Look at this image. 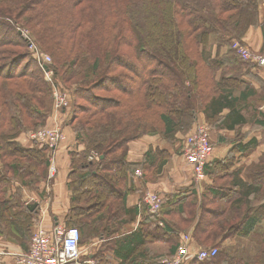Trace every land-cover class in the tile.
I'll return each mask as SVG.
<instances>
[{"label":"trees","instance_id":"1","mask_svg":"<svg viewBox=\"0 0 264 264\" xmlns=\"http://www.w3.org/2000/svg\"><path fill=\"white\" fill-rule=\"evenodd\" d=\"M263 3L0 0V238L5 249L11 244L12 252H28L36 232L37 212L30 210L25 194L9 190L10 181L34 193L41 191L49 180L52 157L48 145L30 137L48 126L54 100L45 70L28 49L29 40L17 30L22 24L53 56L56 86L72 97L63 121L64 129L74 132L66 143L71 197L64 225L79 229L81 253L93 242L104 241L98 252H92L96 264H113L116 257L118 264H162L167 257L151 252L146 244L168 243V258H173L181 245L177 239L192 232L200 246L221 252L209 262L264 264V152L254 162L242 163V157L264 147V121L252 124L248 133L262 129L261 138L244 144L242 130H236L247 123L242 110L250 91L242 72L254 64L232 49L235 41L244 45L251 29L259 25ZM212 37L220 46H213ZM69 40L72 46L66 45ZM120 81L128 82V87L120 86ZM225 110L229 114L223 115ZM200 114L209 124L218 120L219 129L237 131L234 140L221 143H235L230 153L206 165L212 187H205L200 199L174 203L176 196L166 198L161 212L143 223L145 232L141 228L130 237L114 239L125 223L121 214L126 213L129 181L137 172L152 179L180 156V151L173 155L161 145L171 147L191 134ZM147 137L159 139V148L151 147L140 162L130 161V145ZM210 143L214 154L215 145ZM92 152L99 155L91 161ZM238 164H244L243 170L231 173L228 186L220 185L219 180L227 179ZM243 171L246 177L241 176ZM237 238L262 243L252 260L237 261L231 252L222 253L223 245ZM9 260L6 264H11Z\"/></svg>","mask_w":264,"mask_h":264},{"label":"crops","instance_id":"2","mask_svg":"<svg viewBox=\"0 0 264 264\" xmlns=\"http://www.w3.org/2000/svg\"><path fill=\"white\" fill-rule=\"evenodd\" d=\"M260 10L262 13L261 22L259 23V25L251 29L250 33L244 41L246 45H244L249 49L251 48L250 50L264 53V6H261ZM242 73H245V76L243 77V81H245L244 87H248L246 88V90L250 91L249 96L247 97V102H245L247 103V107L246 109L242 110V115L246 118L247 123L241 128L238 127L236 130H242V134L245 138L244 144H246L248 141H250L251 138H261L262 134V129L254 130V132L251 134L248 133H250L252 127L254 126L252 124L264 121V68H259L252 65L249 69L244 70ZM227 114H229V111L225 110L223 115ZM206 121L207 120L205 116L203 114H200L197 124L200 125L201 123H204L210 129V140L213 145H215L212 160L217 158L223 159L230 153V150L232 149V147H234L235 143H221L224 140H234L236 138L237 131L219 129L217 127L218 120L216 119H212L211 124L207 123ZM64 130L67 136L66 141H72V139L74 138V132L71 130V128H66ZM247 136L249 137L246 138ZM67 142H65L56 151V176L52 178L50 182L48 181L47 184L43 185L41 187V191L35 193L36 198L33 199L34 204H37V209L35 210V212H37V215L35 217V230H37V227L42 222L46 226V229L50 231L53 225L62 223L64 225L67 220L71 197L67 186L69 182L68 174L70 167L69 147L68 144H66ZM159 142L160 140L157 138L147 137L145 139L132 143L129 148L128 159L133 162L142 161L144 154L151 147H154L156 149L159 148ZM161 146H163L161 150L169 152L170 145L164 143ZM263 152L264 147L258 148L257 151L249 158L245 159L244 157H242V163H244L245 161L254 162L260 157ZM136 176L137 177L133 180H130L128 184V194H126L127 198L125 203L126 213L121 214V218L125 220V223L120 234H117L116 237H114V239L118 241L137 234L141 228L142 231L145 232L146 227L143 228V223L152 214L149 208L147 206H143L144 204L142 203L143 198L147 193L150 192L159 194L162 197L163 201L166 198H173L174 196H176L177 198L175 197L176 200L174 201V203H179L182 202L181 200L183 199L190 200V198H193L194 196H196L197 199H200L202 196L201 194L205 192V187L207 188L210 185L212 187V181H207V179L200 182L196 181V179L194 178L195 176L193 168L188 165L184 156H175L173 160H171V162H169L162 169L161 173L152 176V179L145 180L141 172H137ZM217 190L219 191V189ZM192 192H194V195H192ZM209 210L210 212H212L214 211V208ZM186 235L190 236L189 245L192 254H195L202 248H205L204 246H200L196 242V239L194 238L192 232H189ZM182 238L183 236H180L177 239V242H180L181 244L183 241ZM238 240L240 239L237 238L235 240H230L227 243L225 242L226 244L223 245V248H225V245H236V242ZM243 240L248 239H241V241ZM5 245L6 244H2L1 246H3V248H6L7 246ZM103 245L104 241H99L93 242V244H91L89 247L84 248V250L82 251L81 264H96L93 258V255L95 253L93 254L92 252H98L101 247H103ZM173 245L174 244H172L171 246ZM115 246L117 249H120L118 243ZM145 248H149L151 252H161L167 258L168 254L170 253V245L160 240H158L156 243L149 241L146 244ZM17 250L22 251L19 248H17ZM110 250L113 251V248ZM176 253L177 252H175V255ZM88 255L90 256L89 259H87ZM119 261L120 258L116 257V259H113V264H118ZM212 261H198L193 256H190L184 264H214L216 262V260H214V262Z\"/></svg>","mask_w":264,"mask_h":264},{"label":"built area","instance_id":"3","mask_svg":"<svg viewBox=\"0 0 264 264\" xmlns=\"http://www.w3.org/2000/svg\"><path fill=\"white\" fill-rule=\"evenodd\" d=\"M264 2V0H263ZM264 4V3H263ZM24 38L29 40L30 35L22 34ZM30 49H34L33 43L29 45ZM232 49L246 62L252 63L259 68H264V54H259L251 51L247 46L235 41L232 44ZM37 60L41 68L42 61L47 63L50 59L39 52ZM49 72V71H48ZM46 74V71H45ZM54 72L50 70L46 74V78L53 84ZM54 99L56 101V109H63L66 100V94L61 95L58 89L54 86ZM196 133L192 135L189 144L183 151V156L188 165L193 168L194 176L197 182L205 180L206 165L211 161L213 156V148L210 143L209 129L204 125H198ZM31 137L41 143H45L52 150L51 168L49 171L50 179L54 178L57 173L55 161L58 144L64 140L60 129L54 131L41 130L36 132ZM97 156V155H96ZM95 156V157H96ZM90 158V160H94ZM143 204L146 205L153 215H158L161 212L163 199L159 194L147 193L144 196ZM162 225V223H160ZM81 234L78 228H66L62 224L52 226L48 231L42 222L37 227L35 234L32 237L30 249L28 252H17L8 254L16 260L17 264H81L82 253L80 251ZM190 236L186 235L179 246L176 255L173 258H166L162 264H184L185 261L193 256L198 261H207L215 259L218 254V248H202L195 254L190 251L189 245Z\"/></svg>","mask_w":264,"mask_h":264},{"label":"rangeland","instance_id":"4","mask_svg":"<svg viewBox=\"0 0 264 264\" xmlns=\"http://www.w3.org/2000/svg\"><path fill=\"white\" fill-rule=\"evenodd\" d=\"M69 16H70V14H69ZM64 26H66V23H64L63 24ZM17 26V30L21 33V35L23 34V33H25V34H27V35H30V44L31 43H33L34 44V46H35V48L34 49H30V47L28 48L29 50H30V52L33 54V57L36 59V61H37V63L39 64V62H38V60H37V57H36V55L38 56V53L37 52H39L40 54H43V55H45V56H47V58H49L50 59V62H47V63H45V62H43L42 61V66L44 67L43 69L46 71V74L47 73H49L50 72V70L51 71H53V68H52V65H53V63H54V61H55V59L53 58V56L49 53V52H47V51H45V50H43L41 47H40V45L36 42V40L33 38V34H32V31L30 30V29H28V28H26V27H23V25L22 24H17L16 25ZM26 39V38H25ZM72 39V38H71ZM219 42H220V40L217 38V37H212V39H211V43L213 44V46H215V45H219L220 46V44H219ZM74 43H73V41L72 40H69V41H67V43H66V45H68V46H72ZM209 48H210V46H209ZM211 49V48H210ZM251 51H253V50H251ZM254 52V51H253ZM256 53V52H255ZM262 54H264V53H262ZM49 71V72H48ZM54 72V71H53ZM46 74L44 75L45 76V80L48 82V84L51 86V89H52V95H53V103H54V106H53V114H52V116H51V118H50V120H49V123H48V126L47 127H41V128H39V129H37L35 132H33L32 134L34 135L36 132H39V131H41V130H48V131H54V130H57V128H59L60 129V132H61V135L64 137V140L63 141H61L59 144H58V146H57V150L65 143V142H67L66 140H67V136H66V133H65V130H64V127H63V121H64V119H65V116H64V114H65V111L66 110H68L69 108H70V106H71V100H72V97H71V95L69 94V93H64V92H61L60 90H59V88L56 86V83H55V79H54V77H53V79H52V81H53V84H54V86L58 89V91L60 92V94L61 95H63V94H66V100H65V104H64V106H63V109H61V110H59V109H56V101H55V99H54V88H53V84L52 83H50L49 82V80L46 78ZM120 86H122L123 88L124 87H128V82H126V81H120ZM81 106H82V108H85L86 107V103H83V102H81ZM207 122V121H206ZM200 125H204V126H206V127H208L207 125H205L204 123H201ZM72 129V128H71ZM197 129H198V127H196L195 129H194V131L190 134V133H188L187 135H185V137H181L180 139H178L177 141L179 142V143H177V144H175V145H173V146H171L170 148H169V150L170 151H173V155L175 154V153H177L178 151H180V156H182L181 155V150L184 148V147H186L188 144H189V140H190V138L192 137V135L194 134V133H196V131H197ZM208 129H209V127H208ZM209 131H210V129H209ZM31 134V135H32ZM209 136H210V133H209ZM211 141V140H210ZM41 143V142H40ZM42 144H44V145H46L45 143H42ZM185 144H186V146H185ZM175 152V153H174ZM97 155V156H96ZM98 153L97 152H92L91 153V156H90V158H94L95 156V159L98 157ZM178 156V155H177ZM51 159H53L52 157H51ZM51 159H50V162L52 163V161H51ZM56 160V159H55ZM90 160V159H89ZM92 161V160H91ZM187 162V161H186ZM50 168H51V166H50ZM239 168H240V170L242 169L243 170V168H244V166L243 165H237V167L235 168V169H233V170H231L228 174H229V176L228 175H226V176H228V178L227 179H222V180H219V184L220 185H222V186H228V184L231 182V177L232 176H230L231 175V173L232 172H235L236 170H239ZM49 171H50V169H49ZM48 175H49V172H48ZM241 176H244V177H246L245 176V172L243 171L242 172V175ZM248 176H250L251 177V175H249L248 174ZM50 177H48V179H49ZM195 178V177H194ZM253 178V177H252ZM50 180H52V179H49L48 181L50 182ZM205 180H206V177H205ZM253 180H255V179H253ZM207 181H208V179H207ZM19 182H16V180H12V181H10V185H9V190H11L13 193H16L15 191H19L20 193L22 192V194H25V196H26V200L27 201H29V204H32V203H34V198H36V196H35V193L34 192H32L31 190L32 189H30V190H27V189H25V188H20V185L18 184ZM227 189V188H226ZM88 193V192H87ZM28 194V195H27ZM62 225H63V223H62ZM74 224L73 223H71L70 225H68V226H73ZM263 228H264V224H263ZM34 235V234H33ZM33 235L31 236V240H30V243H29V246H30V244H31V241H32V237H33ZM184 237H186V235L184 236ZM183 237V238H184ZM259 243V241L258 242H255V241H248V240H243V241H241V239L240 240H238L237 242H236V245L235 244H232V245H228L227 247H225V249L223 250V252L222 253H230L231 252V254H232V256H233V258H235V259H237V261H241L240 259H245V260H252L256 255H257V253L259 252V250H260V246H261V244H258ZM1 245H2V241H1V238H0V264H6V262H7V260L8 259H10L9 261H11V264H15L16 263V260L13 258V257H11L10 255H8V254H11V253H13L12 251H13V247L11 246V244H10V246H9V249H3V247L1 248ZM229 247V248H228ZM227 248V249H226ZM6 250V251H5ZM221 253V252H220ZM219 253V254H220ZM81 258H82V256H81ZM82 261V260H81ZM8 264H9V262H8ZM17 264V263H16Z\"/></svg>","mask_w":264,"mask_h":264},{"label":"water","instance_id":"5","mask_svg":"<svg viewBox=\"0 0 264 264\" xmlns=\"http://www.w3.org/2000/svg\"><path fill=\"white\" fill-rule=\"evenodd\" d=\"M37 209V204L30 205V210L34 212Z\"/></svg>","mask_w":264,"mask_h":264}]
</instances>
